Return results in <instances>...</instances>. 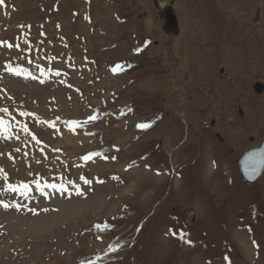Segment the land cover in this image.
<instances>
[{
	"label": "rangeland",
	"instance_id": "obj_1",
	"mask_svg": "<svg viewBox=\"0 0 264 264\" xmlns=\"http://www.w3.org/2000/svg\"><path fill=\"white\" fill-rule=\"evenodd\" d=\"M173 5L0 0V264H264V0Z\"/></svg>",
	"mask_w": 264,
	"mask_h": 264
},
{
	"label": "water",
	"instance_id": "obj_2",
	"mask_svg": "<svg viewBox=\"0 0 264 264\" xmlns=\"http://www.w3.org/2000/svg\"><path fill=\"white\" fill-rule=\"evenodd\" d=\"M153 6L158 12L159 19L162 22V29L167 34H179L180 27L176 11L174 9V0L169 4L161 6L159 0H152ZM223 72V71H221ZM254 89L261 94L264 91V85L261 81L254 83ZM239 169L245 180L256 182L264 172V140L258 146L246 150L239 158ZM189 221L195 220L194 209L188 214Z\"/></svg>",
	"mask_w": 264,
	"mask_h": 264
},
{
	"label": "bare ground",
	"instance_id": "obj_3",
	"mask_svg": "<svg viewBox=\"0 0 264 264\" xmlns=\"http://www.w3.org/2000/svg\"><path fill=\"white\" fill-rule=\"evenodd\" d=\"M160 5H161V6H164V5L161 4V3H160ZM177 18H178V17H177ZM178 25H179V24H178ZM165 33H166V32H165ZM166 34H167V33H166ZM168 35L171 37V36H174V35H176V34H168ZM246 181H247V180H246ZM97 198H98V197H97ZM99 198H100V197H99ZM101 199H102V198H101ZM79 204H80V203H79ZM82 205H83V204H82ZM77 206H78V205H77ZM76 210H77V207H76Z\"/></svg>",
	"mask_w": 264,
	"mask_h": 264
},
{
	"label": "flooded vegetation",
	"instance_id": "obj_4",
	"mask_svg": "<svg viewBox=\"0 0 264 264\" xmlns=\"http://www.w3.org/2000/svg\"><path fill=\"white\" fill-rule=\"evenodd\" d=\"M169 37H170V36H169ZM221 71H224V69H222ZM221 73H222V72H221ZM261 82H262V81H261ZM262 83H263V82H262ZM263 85H264V83H263ZM263 92H264V91H263ZM263 92H262V93H263ZM256 93H257V92H256ZM258 94H259V93H258ZM240 124H241V123H240ZM241 125H243V124H241Z\"/></svg>",
	"mask_w": 264,
	"mask_h": 264
}]
</instances>
